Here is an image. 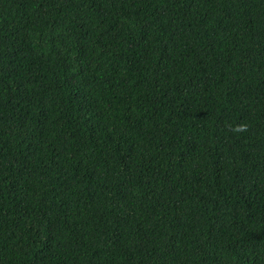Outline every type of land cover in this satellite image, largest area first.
<instances>
[{
  "label": "trees",
  "instance_id": "trees-1",
  "mask_svg": "<svg viewBox=\"0 0 264 264\" xmlns=\"http://www.w3.org/2000/svg\"><path fill=\"white\" fill-rule=\"evenodd\" d=\"M0 264H264V0H0Z\"/></svg>",
  "mask_w": 264,
  "mask_h": 264
}]
</instances>
